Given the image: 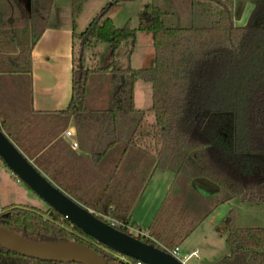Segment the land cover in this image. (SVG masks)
I'll return each mask as SVG.
<instances>
[{
  "label": "trees",
  "instance_id": "trees-1",
  "mask_svg": "<svg viewBox=\"0 0 264 264\" xmlns=\"http://www.w3.org/2000/svg\"><path fill=\"white\" fill-rule=\"evenodd\" d=\"M23 1L0 0V73L31 71V49L45 27L36 23L31 33V21L48 17L49 9L46 13L35 12L33 7L27 11ZM132 1L136 0H109L77 37L85 45L105 42L114 54L122 43H135L136 30L151 32L154 65L140 69L121 68L115 61L97 69L75 65L70 104L54 117H61L65 127L70 115L77 121L80 113L89 112L85 99L90 77L109 71L113 86L107 107L97 111L99 138L93 157L106 158L111 153L121 159L132 147V138H122V124L135 112L134 82L141 78L152 85L160 144L156 167L216 184L220 193L212 198L211 210L237 197L264 202V0L256 2L260 9L256 8L244 25L235 23L231 0H168L191 8L200 3L217 7L218 17L203 25H169L161 0H149L139 12L138 29L129 21L120 27L105 18L112 7ZM85 2L71 0L73 27ZM0 128L5 130L3 123ZM136 177L135 171L126 175L116 171L98 195L90 194L89 188H79L71 195L100 219L107 221L108 217L128 233V226H133L130 213L140 193ZM47 215L33 208L6 207L0 211V226L36 242L87 245L107 264H129L122 257L133 264L138 261L98 243L51 207ZM198 224L199 219L184 212L177 197L168 193L145 230L148 237H136L171 249ZM222 224L229 255L214 264H264V227H238L233 209ZM0 264L82 263L40 260L0 245Z\"/></svg>",
  "mask_w": 264,
  "mask_h": 264
},
{
  "label": "crops",
  "instance_id": "crops-1",
  "mask_svg": "<svg viewBox=\"0 0 264 264\" xmlns=\"http://www.w3.org/2000/svg\"><path fill=\"white\" fill-rule=\"evenodd\" d=\"M50 1H23L27 11L33 7L35 12L46 13L49 9V14L46 19L39 16L31 21V33L35 30L36 23L41 27L45 24L31 49V71L0 73V123L4 124L3 132L49 181L76 202L78 201L71 194L79 188H89L90 194L98 195L99 188L110 182L116 171L122 175L135 171L140 193L130 213L132 227L145 231L165 196L172 193L180 201L184 212L199 219L196 229L187 238L193 236L212 211L209 203L206 211L199 214L197 201L201 196L207 195L210 199V195H218L220 189L216 184L199 177L179 178L180 175L176 172L157 168L156 161L150 162L139 173L130 168L132 158H127L129 151L121 159L115 158L111 153H108L106 158H94L93 153L97 149L99 138L100 114L97 111L106 108L109 100L102 108L85 104L90 111L80 113L77 121L76 116L70 115L65 127H62L61 117H54L70 104L72 69L77 65L76 50L80 43L77 36L109 0H86L75 27L72 25L71 0H52L49 5ZM231 1L234 21L238 25L246 24L252 12L256 8L260 9L256 6L258 0ZM90 4L94 7L86 14ZM146 4L144 3L143 7ZM118 5L112 7L105 15V18L110 17L115 25L112 9H118ZM127 21L133 28V19H125L123 25ZM67 129L72 130L69 137L65 135ZM72 141L77 142L76 147H72ZM198 179L203 181L198 182ZM146 191L148 193L145 195ZM231 200L233 199L226 202ZM83 206L93 211L92 208ZM222 220L219 224H212L211 231L203 233L202 238L199 236L200 241L193 247L186 245V238L179 245L180 249L187 253L197 249L198 264H214L229 255V248L228 251L223 248L226 244V232L222 229Z\"/></svg>",
  "mask_w": 264,
  "mask_h": 264
},
{
  "label": "rangeland",
  "instance_id": "rangeland-1",
  "mask_svg": "<svg viewBox=\"0 0 264 264\" xmlns=\"http://www.w3.org/2000/svg\"><path fill=\"white\" fill-rule=\"evenodd\" d=\"M25 1V0H24ZM149 0H136L118 5V9H112L114 21L117 26H122L124 20L133 19V28L138 29L139 13L144 3ZM161 7L166 12L165 20L169 25L190 26L193 24H208L218 17V8L208 7L200 3V6L191 8L188 4L161 0ZM94 7L89 5L86 14ZM115 12V13H114ZM137 38L135 43H123L113 54L110 46L105 42L92 41L89 45L78 42L76 60L78 66L89 69L104 68L111 61L117 62L118 66L125 68L128 65L135 69L150 68L154 65V48L152 33L148 31L136 30ZM113 86L112 74L96 72L90 77L85 104L90 107H104L109 100V93ZM134 106L135 112L128 114L122 124V138L127 140L132 138V147L127 158L130 160V168L139 171L146 168L150 162L156 161L159 154L160 144L158 142L159 129L155 125V112L152 107V85L141 78H136L134 82ZM92 101V102H91ZM94 101V102H93ZM189 153L192 149L188 150ZM139 158V159H136ZM156 158V160H155ZM153 159V160H152ZM178 165V162L173 165ZM173 171V170H171ZM175 172V171H173ZM178 173V172H177ZM187 176L185 173H178ZM201 178V177H199ZM203 179H198V182ZM152 192V191H151ZM148 191L145 192V195ZM199 197L198 213H204L209 206L214 195ZM17 206L40 210L48 217L49 206L34 192H32L18 177L12 173L0 159V211L6 207ZM233 209L236 214V225L238 227H264V202H247L241 198H235L229 202H224L212 210L203 222L201 228L191 237L187 238L186 245H193L202 238L203 233L211 231L212 224H219L227 212ZM202 215V214H201ZM106 220H111L106 217ZM223 226V224H221ZM136 235V229L133 230ZM226 251L228 247L224 244ZM220 255V254H219ZM199 260L191 257L186 264H198Z\"/></svg>",
  "mask_w": 264,
  "mask_h": 264
},
{
  "label": "water",
  "instance_id": "water-1",
  "mask_svg": "<svg viewBox=\"0 0 264 264\" xmlns=\"http://www.w3.org/2000/svg\"><path fill=\"white\" fill-rule=\"evenodd\" d=\"M0 159L32 192L83 233L120 255L145 264H182L152 243L123 232L76 202L49 181L0 128ZM0 245L18 254L46 261L107 264L101 254L76 242H36L0 226Z\"/></svg>",
  "mask_w": 264,
  "mask_h": 264
},
{
  "label": "built area",
  "instance_id": "built-area-1",
  "mask_svg": "<svg viewBox=\"0 0 264 264\" xmlns=\"http://www.w3.org/2000/svg\"><path fill=\"white\" fill-rule=\"evenodd\" d=\"M65 135L66 136H71L72 135V130L70 129H67L65 131ZM71 145L72 147H76L77 146V142L76 141H72L71 142ZM109 224H111L113 227L117 228L118 227V222L114 221V220H109L108 221ZM118 229V228H117ZM136 229V228H133L132 226H128V233L133 235V236H144V237H148V233L146 231H142V230H138L136 229L137 231V234L134 235L133 234V230ZM163 249L164 251H166L167 253H169L170 255H172L173 257H175L178 261H180L182 264H186V261L191 258V257H195V258H198V250L195 249V250H192L191 252L187 253V252H184L180 249L179 246H176L174 248H171V249H168V248H161ZM122 259L124 261H126L127 263L129 264H133L130 260L122 257ZM142 262L141 261H137L135 264H141Z\"/></svg>",
  "mask_w": 264,
  "mask_h": 264
}]
</instances>
